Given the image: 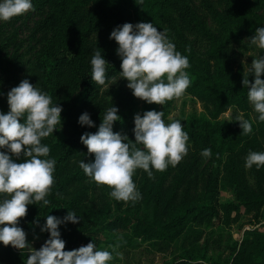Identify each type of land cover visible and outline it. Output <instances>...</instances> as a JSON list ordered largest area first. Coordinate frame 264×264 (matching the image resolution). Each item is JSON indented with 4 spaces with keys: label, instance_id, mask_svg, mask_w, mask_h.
<instances>
[{
    "label": "trees",
    "instance_id": "1",
    "mask_svg": "<svg viewBox=\"0 0 264 264\" xmlns=\"http://www.w3.org/2000/svg\"><path fill=\"white\" fill-rule=\"evenodd\" d=\"M191 1L33 0L35 7L48 8L44 19L39 22L48 37L37 53L29 80L48 92L54 103L62 105L63 124L71 116L79 118L87 111L96 126H82L77 122L69 132L62 127L42 139V143L50 147L49 157L57 162L55 179L46 197L50 204L44 206L42 201L30 204L27 215L19 218L28 242L39 234L49 237L48 232L40 229L46 215L64 217L70 209L82 220L60 226L62 238L66 241L65 250L92 240L118 245L119 251L138 249L144 243L154 249L174 245L177 261L189 255V262L182 264H203L195 258L193 249L188 251L197 241L201 225L218 219L219 223L229 226L251 210L264 207V166L257 168L253 165L250 172L230 171V179L237 185L238 201L221 202L215 194L217 175L206 178L201 189L196 187V182V186H192L190 177L192 166L196 163H187L182 159L163 171L152 169L154 176L151 178L147 172L139 177L134 172L133 181L142 195L135 202L113 198L109 202L89 206L85 201L89 190L83 182L89 177L79 167V161L84 159L88 162L94 159L95 154L88 155L87 146L80 137L84 132L98 130L103 115L96 110L98 101L105 87L122 71L121 58L116 51L118 44L109 36L116 26L125 22L150 21L158 30L168 24L180 37L181 33L175 27L179 21L185 32L194 33L208 42L206 57L200 56L196 48L183 39L175 43L176 49L189 58L190 66L185 71L190 74L191 83L184 93L201 102L203 107L200 117L178 118L189 133L188 152L211 148V155L220 158L232 152L237 157L243 151L247 154L249 150L264 151V122L255 121L253 131L242 134L240 122L234 121L237 114H232L229 123L220 119L229 108L249 114L253 110L254 117L258 116L248 101L247 88L242 83L244 72L249 73L236 64L232 47L242 43L246 37L254 36L256 28L262 25L264 0H195L207 15L212 16L215 30L209 29L206 14L192 8ZM99 47L110 62L106 73L110 79L104 85L96 84L91 78V56ZM249 80L254 82V75H250ZM127 108L131 110L133 105L129 104ZM150 109L159 111L157 105L149 104L140 113ZM119 115L122 120L114 123L113 130L126 133L135 141L132 131L134 117L133 122L127 123V113ZM246 118L253 119L250 116ZM163 119L170 122L165 113ZM13 158L17 162L27 159L14 155ZM109 190H112L111 186ZM4 195L7 194H0V197ZM36 220L39 224L35 223ZM116 231L130 236L119 241L114 237ZM254 234V264H264V232L256 231ZM25 250L15 251L10 245L0 242V264H25L28 255Z\"/></svg>",
    "mask_w": 264,
    "mask_h": 264
},
{
    "label": "clouds",
    "instance_id": "2",
    "mask_svg": "<svg viewBox=\"0 0 264 264\" xmlns=\"http://www.w3.org/2000/svg\"><path fill=\"white\" fill-rule=\"evenodd\" d=\"M29 10H34L33 0H0V21H9ZM167 32L166 28L158 30L150 21L125 22L116 26L109 36L118 44L120 76L127 79V87L135 97L149 104H164L180 96L191 83L190 74L185 71L190 66L189 58L176 49ZM248 39L252 45L264 49V26L256 28L255 35ZM253 57L247 69L249 74L244 72L242 83L258 116L252 120L243 114L236 116L234 121L240 122L242 134L251 133L255 121L264 122V54ZM90 63L92 81L104 85L110 79L106 75L110 62L100 47L93 51ZM250 75H254V82L249 80ZM7 102L9 110H0V149L7 150H0V194H7L0 197V242L27 249L25 264H109L114 254L120 255L115 251L118 245L100 248L92 240L79 248L65 250L66 241L60 226L82 220L70 209L64 217L45 216L40 229L50 235L39 249L28 242L19 218L27 215L30 204L40 201L44 206L50 204L46 197L54 183L57 162L49 157L50 147L42 143V138L63 127V107L27 78L7 92ZM163 116L164 111L156 109L135 113L133 141L126 133L113 130L114 123L122 117L118 106L111 103L103 112L98 130L81 135L88 155H95L88 162L80 160L79 167L97 184L111 186L110 197L133 202L141 199V192L133 181L135 170L143 169L151 178L152 169L163 171L169 165L175 166L189 150V133L182 121L166 122ZM78 122L82 126H96L87 111L79 116ZM211 151V148H203L201 154L209 157ZM13 155L27 159L17 162ZM253 165L264 166V151L249 150L245 167ZM35 223L39 224V220Z\"/></svg>",
    "mask_w": 264,
    "mask_h": 264
},
{
    "label": "rangeland",
    "instance_id": "3",
    "mask_svg": "<svg viewBox=\"0 0 264 264\" xmlns=\"http://www.w3.org/2000/svg\"><path fill=\"white\" fill-rule=\"evenodd\" d=\"M190 5L192 8H197L204 12L208 18L209 29L215 30V22L212 16L209 13L207 15V12L201 9L200 3L192 0ZM47 11V7L40 8L34 5V10L15 16L9 21H0V110L4 112L9 110L7 92L18 85L21 80L29 79L30 70L35 64L37 53L48 37V33L39 26V22L44 19ZM179 23L177 21L175 27L181 33L180 37L168 24L163 25L162 29H168L167 35L174 43H179L183 39L187 44L194 46L200 56L206 57V51L209 47L208 42L194 33L185 32ZM261 26H264V20ZM259 55H262V49L252 45L248 37L242 43L232 47V56L236 64L242 66L245 70L250 68L254 59L253 56ZM127 84V79L121 76L116 77L105 87V92L100 97L96 110L103 113L112 103L118 106L119 114L127 113L125 116L127 123L133 122L132 117H134L135 113L145 109L149 106V103L135 97L132 90L127 87ZM129 104L133 105L131 110L127 108ZM152 105H157L159 111H164L169 121L180 117L185 119L200 117L203 113L201 102L184 92L178 97L167 100L164 104L152 103ZM233 113L237 115L243 114L245 118L247 116L254 118L255 116L253 110H250L249 114L231 108V111L223 114L220 119L225 123H229ZM77 122L78 117L71 116L64 121L63 129L65 132H69ZM201 152L195 150L191 153L187 152L183 156L184 159L182 158V161L187 163H196L192 166L190 184L193 186L196 182L197 186H195L201 189L206 183V178L217 175V190L215 192L217 199L221 202L238 201L237 185L233 179H230L229 172L234 169L245 172L251 171V168L245 167L247 153L243 151L236 157V154L232 152L220 158H214L212 155L204 157ZM135 172H137V176H142L146 171L137 169ZM83 184L89 190L88 196L85 197V201L89 206L106 203L113 199L109 196L108 185L97 184L91 178L84 180ZM219 222L217 219L210 224L201 225L199 227L200 236L198 235L197 241L188 248V251L193 249L195 258L203 264H254L256 260L255 254L252 253V244L256 236L254 232H264V207L251 210L240 221L232 225L227 226ZM129 236L122 231L114 232L115 239L119 241L127 240ZM46 239L43 234H39L30 243L32 247L39 249ZM86 244L81 242L74 246L73 249ZM9 245L15 251L20 250L11 244ZM96 245L100 248H108L110 246L100 241ZM175 248L174 245H171L159 246L154 249L146 243L138 249H130L128 251H119L116 247L115 251L120 253V255L114 254V258L109 264H182L184 261L189 262V255L186 256L187 258L177 261L173 252ZM25 251L27 252V249Z\"/></svg>",
    "mask_w": 264,
    "mask_h": 264
}]
</instances>
